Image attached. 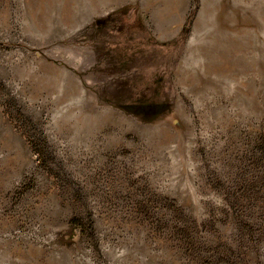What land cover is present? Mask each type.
Masks as SVG:
<instances>
[{
    "label": "rangeland",
    "instance_id": "1",
    "mask_svg": "<svg viewBox=\"0 0 264 264\" xmlns=\"http://www.w3.org/2000/svg\"><path fill=\"white\" fill-rule=\"evenodd\" d=\"M175 1L0 0V264H264V0Z\"/></svg>",
    "mask_w": 264,
    "mask_h": 264
},
{
    "label": "crops",
    "instance_id": "2",
    "mask_svg": "<svg viewBox=\"0 0 264 264\" xmlns=\"http://www.w3.org/2000/svg\"><path fill=\"white\" fill-rule=\"evenodd\" d=\"M168 4L169 6L163 9L162 12H159V10L158 13H156V20L154 22V25L158 24L154 27L155 36H157V38L161 40L176 38L178 35H180L184 30V24L187 17L186 12L184 14V17L179 19L180 13L177 8V2L175 0H171V2H169ZM212 4L213 5L210 6L213 7L216 3L212 1Z\"/></svg>",
    "mask_w": 264,
    "mask_h": 264
},
{
    "label": "trees",
    "instance_id": "3",
    "mask_svg": "<svg viewBox=\"0 0 264 264\" xmlns=\"http://www.w3.org/2000/svg\"><path fill=\"white\" fill-rule=\"evenodd\" d=\"M128 9H130V8H128ZM130 27L131 26H129V28ZM119 28H120V31H121V30H124V29L128 28V25L122 24L121 26H119Z\"/></svg>",
    "mask_w": 264,
    "mask_h": 264
}]
</instances>
